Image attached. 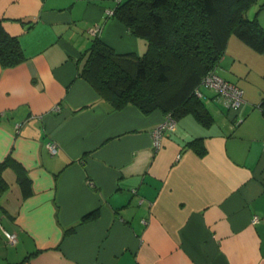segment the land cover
Segmentation results:
<instances>
[{"label": "crops", "instance_id": "obj_1", "mask_svg": "<svg viewBox=\"0 0 264 264\" xmlns=\"http://www.w3.org/2000/svg\"><path fill=\"white\" fill-rule=\"evenodd\" d=\"M120 1L0 0L24 54L0 63V162L28 179L2 170L0 264H264V52L231 34L216 71L244 102L228 109L207 89L213 122L185 114L156 150L163 112L115 109L78 75L96 26L117 53L145 51L110 13ZM245 16L264 27V0Z\"/></svg>", "mask_w": 264, "mask_h": 264}, {"label": "trees", "instance_id": "obj_2", "mask_svg": "<svg viewBox=\"0 0 264 264\" xmlns=\"http://www.w3.org/2000/svg\"><path fill=\"white\" fill-rule=\"evenodd\" d=\"M256 1H120L112 15L131 34L146 41L145 51L141 55L117 53L93 37L78 75L115 109L128 104L144 114L159 109L164 116L170 114L175 120L189 113L208 126L213 116L194 91L199 88L203 94V89H210L200 85L201 79L216 70L229 36L234 34L255 51L264 52V27L256 19L245 16L247 8ZM23 59L17 38L7 34L0 24L1 65L14 66ZM188 144L200 156L205 154L201 139ZM6 165L20 171L18 163L9 156L0 162V190L7 186L2 175ZM18 179L22 186L28 185V179L20 172ZM28 192V189L24 191ZM95 216L96 212H91L82 220Z\"/></svg>", "mask_w": 264, "mask_h": 264}, {"label": "built area", "instance_id": "obj_3", "mask_svg": "<svg viewBox=\"0 0 264 264\" xmlns=\"http://www.w3.org/2000/svg\"><path fill=\"white\" fill-rule=\"evenodd\" d=\"M98 32V26L94 27L91 30V33L94 35V37L98 35ZM200 85L206 88L213 89V91L217 94L216 97L218 102H220L224 107L228 109L236 110L244 102L242 89L235 84L223 79L218 75L215 69L209 71L206 75L203 76ZM194 94L197 97L202 96V92L199 90V88L195 89ZM175 128L176 120L170 114L165 115L163 120L160 121L151 132L153 138V147L156 150L159 149L161 145L160 139L163 132H165L166 130H175ZM47 147L51 153L56 152L54 143L49 142L47 144ZM257 219V216H255L253 221H256ZM4 235L8 242L14 243L16 241V235L14 233L4 231Z\"/></svg>", "mask_w": 264, "mask_h": 264}, {"label": "rangeland", "instance_id": "obj_4", "mask_svg": "<svg viewBox=\"0 0 264 264\" xmlns=\"http://www.w3.org/2000/svg\"><path fill=\"white\" fill-rule=\"evenodd\" d=\"M252 10L250 9L249 15H251ZM207 89H203V92H205Z\"/></svg>", "mask_w": 264, "mask_h": 264}]
</instances>
